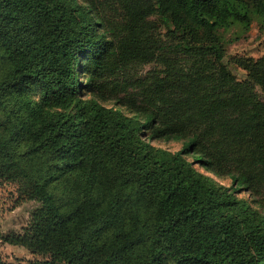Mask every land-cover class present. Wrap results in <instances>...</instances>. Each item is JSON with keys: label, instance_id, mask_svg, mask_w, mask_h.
Listing matches in <instances>:
<instances>
[{"label": "trees", "instance_id": "16d2710c", "mask_svg": "<svg viewBox=\"0 0 264 264\" xmlns=\"http://www.w3.org/2000/svg\"><path fill=\"white\" fill-rule=\"evenodd\" d=\"M251 21L264 0H0V178L32 203L0 240L46 256L23 264H264V55L224 61Z\"/></svg>", "mask_w": 264, "mask_h": 264}, {"label": "rangeland", "instance_id": "374dc122", "mask_svg": "<svg viewBox=\"0 0 264 264\" xmlns=\"http://www.w3.org/2000/svg\"><path fill=\"white\" fill-rule=\"evenodd\" d=\"M225 40V56L224 61H228L232 56H246L257 58L264 55V25L257 23L256 21H251L247 29L242 30L238 25L230 26L223 34ZM230 71L234 74L237 79H242L245 72L238 68L233 63H228ZM151 63L143 65L139 68L140 72L150 68ZM257 93L261 98H264V92L256 88ZM105 106H112L110 101H101ZM120 111L125 115H131L129 111L120 108ZM150 144L156 147L164 148L169 151H176L180 143L176 141L163 142L160 140H149ZM189 161L193 160L192 155L186 156ZM193 167L199 172L208 175L215 182L222 184L224 186L229 185V180L227 178H217L211 173L205 171L203 168L199 167L196 162H193ZM17 185L12 182H7L0 178V235L14 232L20 233L24 227L28 225L29 216L28 211L32 207L31 202L21 201L17 202ZM237 197L245 199L249 205L253 208L259 207L255 204L251 197L248 196L247 192H238ZM45 255L32 253L28 249L15 245L9 244L0 240V259L9 263H20L23 264L28 260L33 259H44Z\"/></svg>", "mask_w": 264, "mask_h": 264}]
</instances>
